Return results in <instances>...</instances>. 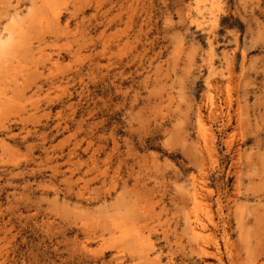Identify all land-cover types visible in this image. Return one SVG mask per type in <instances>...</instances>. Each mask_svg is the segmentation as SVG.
I'll use <instances>...</instances> for the list:
<instances>
[{"label":"rangeland","instance_id":"1","mask_svg":"<svg viewBox=\"0 0 264 264\" xmlns=\"http://www.w3.org/2000/svg\"><path fill=\"white\" fill-rule=\"evenodd\" d=\"M196 1L0 0V264H264V0Z\"/></svg>","mask_w":264,"mask_h":264},{"label":"bare ground","instance_id":"2","mask_svg":"<svg viewBox=\"0 0 264 264\" xmlns=\"http://www.w3.org/2000/svg\"><path fill=\"white\" fill-rule=\"evenodd\" d=\"M42 3V2H41ZM53 3V2H52ZM216 3V0H197L196 1V3H195V5H194V8H193V11H194V13H195V16H194V18L193 19H191L190 20V22H192V23H195V25L196 26H199L200 25V23H203L204 21H202L204 18H203V16H202V14H201V11L202 10H204V9H210V8H212L213 6H214V4ZM51 4V3H50ZM218 5V4H217ZM44 6V5H43ZM189 5H187V7H188ZM14 7V6H13ZM191 7V6H190ZM18 8V7H17ZM17 8H15V9H17ZM44 8V7H43ZM46 8V7H45ZM11 9H13V10H15L14 8H11ZM19 9V8H18ZM20 10V9H19ZM192 11V9H189L188 8V11ZM40 11H41V13H42V10L40 9ZM39 11V12H40ZM46 11V10H45ZM17 12V11H16ZM13 13V12H12ZM56 13V12H55ZM11 14V13H10ZM20 14H21V12H20ZM46 14H48V12L46 11ZM12 15V14H11ZM10 15V16H11ZM16 14L14 13V16H15ZM39 15V14H38ZM189 15V14H188ZM9 16V17H10ZM20 16H22V15H20ZM13 16H11V18H12ZM16 17H18V16H16ZM38 18V17H37ZM189 18H190V16H189ZM18 20H22V19H20L19 17L17 18ZM16 19V20H17ZM35 19V18H34ZM11 20V19H10ZM17 20V21H18ZM31 20V19H30ZM208 20H210V21H213V20H211V19H208ZM13 21H14V19H13ZM57 22V21H56ZM204 23H206V22H204ZM209 23H211V22H209ZM215 23V22H214ZM31 24V23H30ZM208 24V23H207ZM206 24V25H207ZM15 25V24H14ZM13 25V26H14ZM32 26L33 27H35L33 24H32ZM38 26V23H37V25H36V27ZM209 26V25H208ZM212 26H213V24H212ZM29 27H31V26H29ZM7 28V31H6V33H5V31H4V33H3V31H1L0 32V52H1V50L4 48V47H6V46H4L6 43H8L9 41H10V39L12 38V36H13V34L15 33V31L13 30V31H11V29L10 30H8L9 29V26L8 27H6ZM32 29V28H31ZM1 30V29H0ZM33 30V29H32ZM42 31V30H41ZM14 37V36H13ZM29 46V45H28ZM28 46H26V47H28ZM8 48H9V46H8ZM4 55V54H3ZM208 68H210V69H212V65H211V62H209V64H208ZM6 73V72H5ZM8 73V72H7ZM218 82V81H217ZM219 83V82H218ZM220 85V84H219ZM210 101V100H209ZM208 101V102H209ZM213 104V102H209L208 103V106H209V111H208V115H210L211 116V105ZM206 106H207V104H206ZM207 109V108H206ZM198 110V109H197ZM206 112V111H205ZM203 112H198V114L195 116L196 117V119H198V121H196L197 123H199L198 125H199V129H198V132H199V130H201V132H200V134H198V135H201V136H199V137H202V138H200V140L202 139L203 141H204V143H205V145H202L203 143H202V141H200L201 143V145L206 149V151L208 150L207 149V147L209 148L210 146H207L206 147V145H208V144H206L208 141L209 142H211L212 141V136H214V135H212L213 133H211L212 131L210 130V128H209V125H208V123H205L204 122V120L206 119V117H205V119H203V114H202ZM207 115V116H208ZM209 117V116H208ZM210 118V117H209ZM208 119V118H207ZM206 124L208 125V126H206ZM210 124V123H209ZM197 132V133H198ZM214 138V137H213ZM208 142V143H209ZM210 145V144H209ZM202 148V147H201ZM213 149H214V147H212ZM211 148V149H212ZM204 149V150H205ZM210 149V148H209ZM212 149V150H213ZM203 150V149H202ZM203 150V151H204ZM207 152H209V151H207ZM206 152V153H207ZM209 154H211V152L210 153H208V156H209ZM195 187V186H194ZM193 187V189H192V191H190L189 193H188V198H189V200L191 201V204L193 203V205H195V201H196V191H195V188ZM198 190V189H197ZM187 195V194H186ZM187 198V197H186ZM186 201H187V199H186ZM190 205V204H189ZM191 207H192V205H191ZM195 207V206H194ZM193 207V208H194ZM189 209V208H188ZM190 210H191V208H190ZM194 211L193 212H190L191 213V218H188V219H190L189 221H187L188 219H186V220H184V221H186L187 222V228H186V230H188V232H189V234L191 235V237L192 238H194V240H195V242H196V246L197 247H200L199 249L201 250V252L202 253H206L207 252V247H205L204 248V246H203V244L202 243H204L203 241H201L202 240V236H201V232H199L198 231V229H199V227L200 226H202V224H201V222H203V221H200V219L202 218V217H200V219H199V216H198V214L197 213H195L196 212V208H194L193 209ZM200 211V210H199ZM198 212V211H197ZM207 212V211H206ZM206 212L205 213H203L205 216L206 215H208V214H206ZM187 215V214H186ZM207 218H208V216H206V218H205V220H207ZM209 220H210V217H209ZM208 221V220H207ZM116 222H118V221H116ZM115 222V223H116ZM120 222V221H119ZM119 222H118V224H119ZM114 222L112 223V225L115 227L116 226V224H115ZM136 223V222H135ZM205 224V223H204ZM111 225V226H112ZM120 225V224H119ZM184 225H185V223H184ZM135 226V225H134ZM186 227V225L184 226V228ZM112 228V227H111ZM116 228V227H115ZM114 228V229H115ZM138 228V227H137ZM113 229V228H112ZM113 229V230H114ZM140 229V228H139ZM200 229H202V228H200ZM199 229V230H200ZM113 230H111V231H113ZM116 230V229H115ZM118 230V229H117ZM136 231V230H135ZM189 234H187L188 236H190ZM116 235H118V234H116ZM119 235H121V232L119 231ZM123 235V234H122ZM202 235H203V233H202ZM128 236H129V234H128ZM140 236V235H139ZM118 237V236H117ZM134 237V236H133ZM142 236H140V238H141ZM120 238V237H119ZM122 238H125V237H122ZM137 238V237H136ZM135 238V239H136ZM140 238H139V241H140ZM121 239V238H120ZM134 239V238H133ZM201 239V240H200ZM126 240V239H125ZM137 241V240H136ZM135 241V242H136ZM122 242V241H121ZM127 242V241H126ZM126 242H124L123 244H125ZM129 242H130V244L132 245V241H130L129 240ZM134 242V243H135ZM138 242V241H137ZM141 242H143V237H142V240H141ZM141 242H138L137 243V249L135 250V251H138L140 254H142V258H144L143 260L145 261V262H143V264H158V263H160L159 262V257H158V255L156 254H154L155 255V259H156V263L154 262L153 263V261L155 260H153L152 258H151V260H150V258H149V260H147V258H148V253H147V251H145L144 249L146 248V250H148V249H151L152 248V245H151V243L150 242H144V246L145 247H143V245H142V243ZM128 244V243H127ZM135 245V244H134ZM140 245H142V246H140ZM127 246V245H126ZM135 249V248H134ZM150 251V250H149ZM148 251V252H149ZM117 252H118V250H117ZM153 255V254H152ZM145 256V257H144ZM150 257H152L151 255H150ZM153 258H154V256H153Z\"/></svg>","mask_w":264,"mask_h":264}]
</instances>
